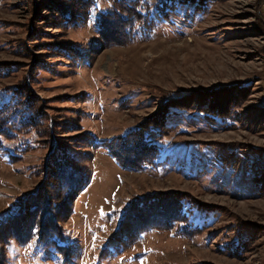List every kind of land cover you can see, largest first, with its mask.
<instances>
[{
    "label": "rangeland",
    "instance_id": "obj_1",
    "mask_svg": "<svg viewBox=\"0 0 264 264\" xmlns=\"http://www.w3.org/2000/svg\"><path fill=\"white\" fill-rule=\"evenodd\" d=\"M117 1L0 0V109L23 100L38 121L25 129L11 115L0 130V264H264V0L189 1L154 14L148 37L107 44L99 19ZM136 1L146 14L165 0ZM213 91L228 97L223 116L201 103ZM176 99L187 108L167 105L150 132L157 166L122 169L88 143L117 140ZM57 160L91 175L75 198L51 175ZM169 193L187 197L186 220L101 254L135 201ZM48 211L63 237L21 244Z\"/></svg>",
    "mask_w": 264,
    "mask_h": 264
},
{
    "label": "trees",
    "instance_id": "obj_2",
    "mask_svg": "<svg viewBox=\"0 0 264 264\" xmlns=\"http://www.w3.org/2000/svg\"><path fill=\"white\" fill-rule=\"evenodd\" d=\"M139 2L136 0H118L115 3L113 12L103 15L99 19L98 34L107 44L122 45L135 40L137 37H143V35H147L148 37L161 21L167 19V11H174L175 13L177 8L187 5L188 2L193 3L196 9L203 10L213 0H165L161 2L162 7L158 6L154 11L148 10L145 12L146 14H143L142 4ZM147 13L149 19H143L145 20L143 28L134 30V25L140 22L142 17L147 16ZM154 14L161 17V21L155 18ZM66 16L70 17L69 12H67ZM209 96L210 100L206 97L201 102L207 105L205 109L218 116H223L219 108L220 106L224 109L229 108L228 97L226 95L224 98L222 96L218 97L214 91ZM211 100H214V102H211ZM22 101L14 103L11 108H9L10 105H6L0 109V130L7 129L10 124L11 115H13V120L17 117V114L19 116L17 121L23 128L24 126L25 129L35 127L38 122L35 116L36 111L26 102L25 106L22 105ZM177 101L185 103L186 99L185 101L182 99L170 101L164 109L159 110L157 114L132 128L117 140L110 139L98 142L91 136L88 143L90 146L94 145L106 149L109 156L122 169L138 171L146 167H155L160 163L159 146L155 142V139L151 138L150 132L157 131V129L166 123L167 116L169 115L167 105L168 108L172 107L173 110L176 108H187L181 104H177ZM196 101L198 100L190 99L188 106H192ZM211 103L213 105H210ZM59 161V163L54 162L58 170L57 172L56 170L52 171L51 175L58 176L66 184V194L70 195L71 198H75L79 192L90 184L91 175L87 172L81 173L80 171L73 170L70 166L64 164V160ZM259 183L260 188H263L264 180L262 177L259 178ZM187 201L186 196L178 193L153 195L135 201L130 209L124 213L116 232L111 236L116 246L112 250L104 248L101 254L104 255L106 253L107 258H113L124 249L138 242L146 231L151 229L167 230L174 227L178 222H183L188 215ZM36 204L35 202L31 204L33 206L29 210L31 213L35 212ZM66 212L65 216L70 215L72 213L71 208L68 207ZM50 214L49 211L45 214L46 218L48 217L51 220L50 223L45 219L42 221L41 226L33 227V225L31 227L32 230L25 235L24 239L16 237L20 240L21 244L31 241L32 238H36V241L39 243H47V245L57 244V241L63 237V232H61L60 228L56 227ZM23 228L25 226L20 228L21 232H24ZM15 232L16 234L19 233V231ZM237 248L238 246L234 249L236 250ZM234 249L232 251L236 253L237 251Z\"/></svg>",
    "mask_w": 264,
    "mask_h": 264
}]
</instances>
